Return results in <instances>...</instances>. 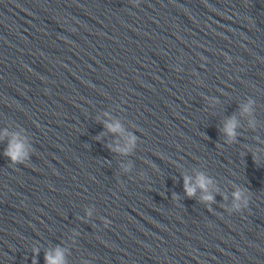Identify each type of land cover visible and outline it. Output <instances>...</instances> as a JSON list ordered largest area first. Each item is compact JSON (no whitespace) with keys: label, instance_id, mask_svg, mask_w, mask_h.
I'll return each mask as SVG.
<instances>
[{"label":"clouds","instance_id":"obj_1","mask_svg":"<svg viewBox=\"0 0 264 264\" xmlns=\"http://www.w3.org/2000/svg\"><path fill=\"white\" fill-rule=\"evenodd\" d=\"M244 111L247 112L248 108H244ZM105 127L113 133H119L122 132L123 129L121 125L117 122L115 124H106ZM236 127V120L235 117L230 118L225 126H224V133L231 139L235 136V129ZM5 136L8 135L7 131L4 132ZM134 137L129 138V145H131L134 141ZM114 151L127 153L129 151V148H115ZM4 155L10 159V161L14 164L23 163L25 159L28 157V151L26 149L25 143L21 141L16 134H13L12 139L9 141L7 148L5 149ZM254 161L256 160V157H253ZM211 183V181L206 178L203 174H200L196 178L195 185L191 184V178L188 176L184 177V189L185 193L188 197H193L196 193L197 188L203 190L204 192H207L208 185ZM234 198L236 201H239L241 199L242 193L240 191L235 192ZM203 201H212L213 197L211 195H204L201 198ZM247 200H245V206H247ZM235 208L239 209L240 205L235 204ZM38 254V252L36 253ZM45 264H66V261L64 259V253L63 250L59 247L55 249V253L47 252L45 253Z\"/></svg>","mask_w":264,"mask_h":264}]
</instances>
